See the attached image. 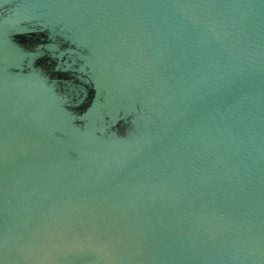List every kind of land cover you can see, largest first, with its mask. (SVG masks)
<instances>
[{"label":"water","instance_id":"water-1","mask_svg":"<svg viewBox=\"0 0 264 264\" xmlns=\"http://www.w3.org/2000/svg\"><path fill=\"white\" fill-rule=\"evenodd\" d=\"M0 264H264V0H0Z\"/></svg>","mask_w":264,"mask_h":264}]
</instances>
